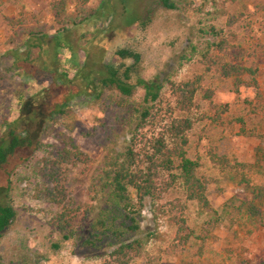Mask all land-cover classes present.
Wrapping results in <instances>:
<instances>
[{"label": "rangeland", "instance_id": "374dc122", "mask_svg": "<svg viewBox=\"0 0 264 264\" xmlns=\"http://www.w3.org/2000/svg\"><path fill=\"white\" fill-rule=\"evenodd\" d=\"M169 3L171 9L162 0H0V137L7 133L8 123L20 120L19 129L24 128L20 123H27L39 145L9 177L16 220L0 244L4 258L16 251L38 255L43 259L38 264L102 261L72 255L70 242L52 249L50 244L59 241L54 220L62 207L74 210L88 203L107 151L122 148L129 139L132 108L143 98V90L137 88L130 98L114 90H105L97 99L83 94L56 111L65 89L47 74L53 69L49 56L36 61L35 50L36 62L30 67L22 64V74L9 69L4 52L14 47L23 51L29 33L65 31L75 52L72 57L67 48L62 50L63 69L69 75L87 59L95 63L102 48H126L139 54L135 75L159 79L164 121L172 116L168 112L175 100L171 86L198 83L192 109L196 122L188 134L187 154L199 162L198 173L206 181L216 225L211 227L209 217L197 215L179 185H174L154 207L166 211L164 218L156 220L153 207L145 203L139 237L156 231L160 239L150 240L130 264H264V223L251 222L236 212L244 192L234 174L235 165L243 164L250 184L264 185V0ZM125 18L134 22L126 25ZM221 40L227 43L221 55L228 61L237 59L238 48L253 57L258 68L256 88L242 87L234 94L230 80L206 71L202 54L208 43ZM203 90L212 91V105L227 104L226 112L213 109L203 99ZM33 95H40L39 99L30 100L25 111L34 115L26 112L21 119V103ZM64 148L73 155L60 166L56 188L46 181L42 169ZM48 190H53L61 206L52 202ZM256 204L264 217V201ZM172 217L183 219L193 232L188 243L183 242L178 225L168 223Z\"/></svg>", "mask_w": 264, "mask_h": 264}, {"label": "trees", "instance_id": "16d2710c", "mask_svg": "<svg viewBox=\"0 0 264 264\" xmlns=\"http://www.w3.org/2000/svg\"><path fill=\"white\" fill-rule=\"evenodd\" d=\"M59 4L64 6L63 2ZM162 4L168 9L173 6L169 0H162ZM126 18V25L134 22V18L128 22ZM226 45L223 40L207 44L202 54L206 71L230 80L234 94L242 87L256 88L258 68L253 57L238 48L240 55L237 59L228 61L221 55ZM66 48L72 57L75 56L66 41L65 31L55 35L34 32L29 33L22 43L23 51L14 47L5 51L4 57L9 59V69L25 74L22 64L30 67L32 62L42 56H49L53 69L47 74L53 77L54 84L65 89L62 106L55 105L56 111L73 98L86 94L97 99L105 90H114L130 98L137 88H141L143 98L132 108L133 128L125 145L107 151L103 170L91 186L88 203L74 210L62 207L56 215L54 225L59 241L51 243L50 247L58 250L62 243L70 242L71 253L78 258L102 260L100 264H130L134 258L142 255L150 240L160 239L156 231L139 237L145 203L149 201L153 207L156 220L164 218L166 211L154 207L174 185H179L185 201L194 205L197 215L209 217L211 221L208 225L215 227L217 214L208 201L206 181L199 176V162L187 154L188 134L196 122L192 109L199 89L197 81L171 86L175 100L168 112L172 116L164 121L163 114L166 112L160 103L162 85L159 79L154 77L145 80L135 75L140 63L139 54L126 48L117 47L110 51L102 48L97 53L98 60L95 63L87 59L77 64L73 75H69L61 61L62 50ZM35 50L36 61L33 58ZM85 55L87 58L88 50ZM203 92V99L213 109L220 110L222 114L226 112L227 104L212 105V91ZM39 96H31L29 102L22 101L21 119H24V113L29 112L25 108L30 100L35 102ZM165 109L167 111V107ZM29 115L33 116L34 112L30 111ZM19 121L8 123L7 133L0 137V244L16 220V211L9 195V177L20 163L26 162L39 148L31 127L27 123H20L24 126L20 130L19 125H16ZM72 155L70 149L64 148L51 160L45 161L42 172L48 183L57 188L60 166ZM245 168L243 164L234 167V174L244 192V199L235 210L244 214L249 221L263 224L264 217L256 201H264V185H251L244 173ZM52 193L53 190H48L49 198L61 206V201ZM167 220L169 224L178 225V232L182 234L185 244L193 239V232L188 230L183 219L172 217ZM42 260L38 255L27 252L15 251L8 258L0 255V264H38Z\"/></svg>", "mask_w": 264, "mask_h": 264}]
</instances>
